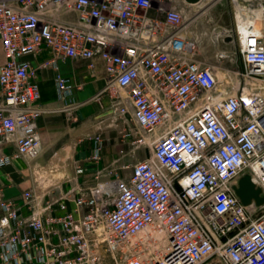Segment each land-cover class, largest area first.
<instances>
[{
  "label": "built area",
  "instance_id": "obj_1",
  "mask_svg": "<svg viewBox=\"0 0 264 264\" xmlns=\"http://www.w3.org/2000/svg\"><path fill=\"white\" fill-rule=\"evenodd\" d=\"M226 1L225 38L242 69L224 85L219 66L196 58L170 0H0V150L14 148L0 168L41 153L46 110L24 57L44 50L41 68L72 60L95 72L100 63L112 112L132 121L134 143L153 139L126 177L77 194L0 191V264H264V28L248 15H264V0ZM54 81L61 100L81 87L59 73ZM245 177L256 192L247 204Z\"/></svg>",
  "mask_w": 264,
  "mask_h": 264
},
{
  "label": "crops",
  "instance_id": "obj_2",
  "mask_svg": "<svg viewBox=\"0 0 264 264\" xmlns=\"http://www.w3.org/2000/svg\"><path fill=\"white\" fill-rule=\"evenodd\" d=\"M261 23L263 24L264 21ZM186 29L187 26L183 32L195 41L188 35ZM50 58L49 50H44L36 56L24 57V60L28 61L35 70V81L40 95L39 104L46 110V113L37 120L42 149L40 155L34 160L37 165L44 166L51 160L58 146L61 148L59 156L65 154L64 148L68 147L70 155L72 154V157L83 167V172L76 175V186L84 190L96 184L94 175L97 166H107L111 157L116 155L113 147L105 145L101 151L99 165L91 162L93 139L87 138L88 135H95L97 124L110 113L111 90L106 86L100 63L97 64L95 72L87 69L86 62L72 60H57L56 70L52 67L41 68L40 65ZM3 62L0 48V66ZM57 73L73 84L81 82V88L73 90L64 100L59 99L54 81ZM107 135L111 134L107 132ZM67 150L66 148L68 153ZM0 154L14 155V148L5 146L0 150ZM26 168V164L21 163L17 158L13 159L11 165L0 168V191L5 199L18 200L20 195L30 187L31 181L26 175L30 172ZM71 174L74 175V173ZM71 185V183L63 182L58 189L66 192ZM71 206L69 204L70 208Z\"/></svg>",
  "mask_w": 264,
  "mask_h": 264
},
{
  "label": "rangeland",
  "instance_id": "obj_3",
  "mask_svg": "<svg viewBox=\"0 0 264 264\" xmlns=\"http://www.w3.org/2000/svg\"><path fill=\"white\" fill-rule=\"evenodd\" d=\"M170 3L180 11L184 25L187 26L188 35L196 41V57L206 64L219 66L218 79L226 85L229 76L235 77V72L242 69L236 43L227 42L225 38V35L233 27L231 5L226 0H202L197 4H188L184 0H170ZM256 22H258L255 24L256 28H264V23ZM223 52L229 55V59L218 62L216 56ZM235 80L238 81L237 78ZM81 84V82H77L75 85L81 86ZM112 100L113 98H110V113L97 124L95 135L87 136L89 140L99 138L101 142L99 154L96 155L98 160L92 159L95 156L93 142L91 162L99 165L101 151L105 145L113 147L116 153L114 157H111L107 166H97L94 175L96 182L111 179L113 174L126 177L134 163L149 157L152 148L153 139L146 138L147 140L142 144L134 143L133 132L136 131V127L130 119L123 121L112 112ZM107 132L111 135H107ZM154 132L156 136L159 135L160 130L156 129ZM66 148H64L65 151L63 150L65 154L59 156L61 148L58 146L55 154L53 152L51 160L44 165L45 167L37 165L36 160L28 161L24 158H17L21 163L26 164V170L30 172L26 175L27 179H30L31 185L26 190L31 189L35 193L41 194L45 191H54L53 189L62 186L63 182L71 183V187L75 188V194L78 193L77 190H82L76 186V175H79L76 173V168L83 167L72 157V154L70 155L69 148Z\"/></svg>",
  "mask_w": 264,
  "mask_h": 264
},
{
  "label": "water",
  "instance_id": "obj_4",
  "mask_svg": "<svg viewBox=\"0 0 264 264\" xmlns=\"http://www.w3.org/2000/svg\"><path fill=\"white\" fill-rule=\"evenodd\" d=\"M184 1L187 2L188 4H196L200 0H184ZM239 186H240V197L244 204L248 203L250 197L256 196V192L253 191L252 186L249 180L247 179V177L240 180Z\"/></svg>",
  "mask_w": 264,
  "mask_h": 264
},
{
  "label": "bare ground",
  "instance_id": "obj_5",
  "mask_svg": "<svg viewBox=\"0 0 264 264\" xmlns=\"http://www.w3.org/2000/svg\"><path fill=\"white\" fill-rule=\"evenodd\" d=\"M248 15L250 16V18L251 19H254L255 21H260V22H263L264 21V15H263V13H262V11H261V9L260 8H258V9H253L250 13L248 12ZM263 16V17H262ZM256 23H258V22H256ZM255 23V24H256ZM260 24V23H259ZM258 25V24H257ZM261 29H263V28H261ZM112 192V190L111 189H109V193H111ZM155 259L156 260H158L159 259V257H155Z\"/></svg>",
  "mask_w": 264,
  "mask_h": 264
}]
</instances>
